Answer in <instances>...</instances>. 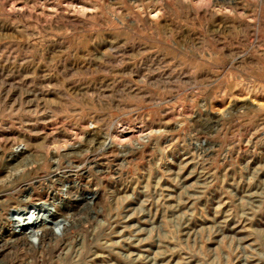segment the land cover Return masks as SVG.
I'll return each mask as SVG.
<instances>
[{
	"label": "clouds",
	"instance_id": "9594fccd",
	"mask_svg": "<svg viewBox=\"0 0 264 264\" xmlns=\"http://www.w3.org/2000/svg\"><path fill=\"white\" fill-rule=\"evenodd\" d=\"M7 5L0 264H264V0Z\"/></svg>",
	"mask_w": 264,
	"mask_h": 264
},
{
	"label": "rangeland",
	"instance_id": "374dc122",
	"mask_svg": "<svg viewBox=\"0 0 264 264\" xmlns=\"http://www.w3.org/2000/svg\"><path fill=\"white\" fill-rule=\"evenodd\" d=\"M31 2L32 0H8L7 6L10 12H11V9L15 7L16 12L11 13L12 17L15 18L17 15L26 14L27 9L25 7V4L26 3L30 4ZM82 7H86V6L82 5ZM162 187L165 188L170 198L174 197L175 195L179 193V188H176L175 186L171 185L170 182H162ZM126 224H128L129 226L136 225L137 227H150V225L147 223V218L143 215L141 216L139 220H137L136 217H131L128 221H126ZM199 226L200 225H194L193 227H199ZM145 247H147V245H145ZM153 249H154V246H153ZM131 250L135 251L136 249L133 248ZM177 258H178L177 256L173 257L174 260Z\"/></svg>",
	"mask_w": 264,
	"mask_h": 264
}]
</instances>
